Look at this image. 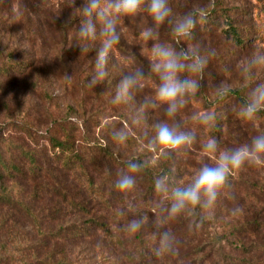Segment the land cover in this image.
<instances>
[{"label":"trees","instance_id":"obj_1","mask_svg":"<svg viewBox=\"0 0 264 264\" xmlns=\"http://www.w3.org/2000/svg\"><path fill=\"white\" fill-rule=\"evenodd\" d=\"M40 1L44 2L0 0V93L4 94L10 86L14 88L18 83H43L41 72L48 52L54 54V62L63 73L71 76L69 80L64 75L63 82L71 83L73 93L79 96L76 98L79 108L87 104L86 99L104 104L106 80L95 88L87 86L94 75L95 58L92 49L82 54L77 46L83 43L78 36L81 20L78 11L70 8L68 10L74 11L61 13L53 10L54 6L46 7L49 15H44V19H54V24L48 22L44 33L50 34L51 38L56 35L57 40L46 46V39L43 38L41 49L31 42L32 62L16 52L17 39L12 26L15 5L20 10L32 5L44 7ZM84 2L77 0L75 7H81ZM214 8L207 11L206 16L214 17L218 22L216 14H219L225 21V15ZM226 21L222 32L237 44H243L238 29L231 25L230 19ZM123 42L125 40L120 35L116 46L122 54ZM87 43L91 48V42ZM49 47L52 51H47L43 57L41 50L44 52ZM129 47H132L130 50L136 65L150 75L149 59L138 53L134 45ZM108 94L113 98L115 90ZM154 97L155 92L149 99ZM189 97L195 98L197 103L203 102L205 113L210 112L211 107L216 114L213 125L204 127L205 134L220 143L222 138L233 132L235 126L231 124V112L225 110L223 115L221 111L228 103L226 98L217 95L211 101L212 105H207L201 87ZM238 98L243 105L247 101V97ZM162 108L165 109V106ZM114 112L111 123L102 125L101 135L93 138L80 135L79 125L71 119L76 113L71 108L64 116L52 119L45 141H39L28 122L13 120L15 125L27 128L26 134L31 142L23 141L18 150L8 149L11 145L7 144L4 150L1 147L4 141H0V264H76L71 259L70 247L80 249L83 246L96 250L112 248L128 261L126 264H264V214L262 220V214L255 213L250 220L240 223L225 216L220 223L218 219H213L208 225V219H202L197 209L195 216L181 215L157 228V217L166 213L156 207L162 197L155 191L154 182L156 176L170 174L173 168L180 173L181 165L177 158L172 156L165 160L160 172H154V165L147 160L148 166L136 174L134 190L122 193L115 188L118 174L126 169L128 160L145 159L137 150L126 146L136 140L131 134L123 145L114 143L117 147H112L110 143H105V140H111L113 129L123 128V123L128 120L121 111ZM180 113H183L182 109L175 119L182 121L185 127L188 117ZM257 116L262 119L264 111ZM166 119V116L156 115L154 122ZM143 131L139 129L136 135L148 141ZM153 134L150 126L148 136ZM244 135L249 143L252 137L247 133ZM183 166L184 175L180 173V177L184 178L180 179L187 183L193 177L191 173L197 171L194 172L188 160ZM255 196L253 200L262 198ZM234 197L239 208L250 212L252 207L264 213L263 206L260 207L258 202L250 205L252 199L247 195L236 192ZM129 204L133 205L131 209ZM121 210L124 211L123 216L120 215ZM140 217H147L141 231L129 233L124 230L131 219ZM165 230L174 237V251L164 252L158 257L154 248L158 244L159 232Z\"/></svg>","mask_w":264,"mask_h":264},{"label":"rangeland","instance_id":"obj_2","mask_svg":"<svg viewBox=\"0 0 264 264\" xmlns=\"http://www.w3.org/2000/svg\"><path fill=\"white\" fill-rule=\"evenodd\" d=\"M44 2L40 1L44 7L32 5L20 10L15 5L14 8L15 14H13L12 26L14 28L13 33L17 39L16 52L28 62H32L31 42H34L36 47L41 49V40L43 38L46 39V46L50 45L55 39L57 40L56 35L51 38L49 37L50 34L44 33V29L48 26L47 23L54 22V19L52 21L51 18L50 21L44 19V15H49L46 13L48 11L46 7L54 6L53 10H58L61 13L74 11L68 10L70 9L67 6L68 0H44ZM169 4L176 17L190 11H196L197 14L202 12L203 15L199 16V22L193 32L192 39H182L180 44H177L169 26L165 24L157 29L159 42L167 43L177 48V50L180 47L186 48L194 44H198L202 51L214 50L215 54L209 57L204 69V78L201 81V93L204 98L206 97L205 102L207 105H212L211 101L218 95L217 89L220 85L225 84L231 87L229 95L224 97L228 103L221 111L223 115L225 110L231 112V124L235 126V129L233 128V132L230 135H226L220 140V148L231 149L248 143L244 133H247L250 137L264 133V117L261 119L256 116L254 120L248 121L238 115L239 108L243 106L238 97H247L251 88H254L259 83H264V67H258L250 71L245 70L247 60L254 52L258 50L264 52V0H169ZM213 7L217 8L221 15H225V21L220 18L219 14H216L218 22L214 17L206 16L207 11ZM227 19H230L232 21L231 25L238 29L243 44H237L232 37L222 32L224 27L222 25L227 24ZM148 27L155 26L146 12H140L135 16H126L120 19L117 30L125 40L123 42L124 48L122 49L124 54L120 52L121 49L118 46L114 45L108 64L109 75L105 79L106 94L104 95V104L92 99H86L87 104L79 108L76 103V98H79V96L77 93H73L71 83L63 82L65 74L62 68L54 62V54L47 52L52 51L51 47L44 50V52L41 50L43 57L47 52L45 67L41 72L43 83H18V86L14 88L10 86L4 94H1L2 91H0V141H4L1 147L5 150L4 147L9 144L11 148L8 149L18 150V146H21L23 141L31 142V138L26 134L27 128L24 125H15L13 120L21 121V123L28 122L31 124L32 131L36 134L39 141H45L49 135L52 119L64 116L67 109L71 108L76 112L71 119L79 125L78 132L80 135L93 138L95 135H101L102 125L111 123L116 113L114 111L117 110L127 116L128 120L123 123V128L127 126L130 134L136 139L133 144H126V146L137 150L142 159L150 160L155 167L154 172H160L165 159L161 158L158 152H153L147 147L148 144L146 142L148 141L136 135L139 129H144V126L136 127L132 125L129 118L130 114L141 106L145 98H149L155 92L158 78L155 74H146L145 79L142 81V89L135 93L133 102L128 105H113L111 103L112 97L108 94L116 90V85L124 75L137 69V61L134 59L132 50H130L132 47H129V45L137 47V52L145 56V58L147 57L150 61L152 42L145 41L142 37V32ZM99 46L100 38L98 37L96 41L91 42L94 58ZM138 68L142 67L138 66ZM202 103H197L195 98L188 97V103L182 109L183 113L188 117V125L185 127L188 130L195 131L197 140L187 151L186 155L177 157L173 154V157L180 162L181 168L179 171L181 175H184L183 169L185 168L183 165L187 160L190 163V167L195 170L194 172L198 171L206 163H213L211 157L202 151V145L210 138L205 134V126L192 119L193 116L205 113L202 110ZM104 109L106 111H103ZM209 109L211 110L210 112L214 111L211 107ZM153 111L154 114L152 113ZM144 115L149 127L155 124L156 115L162 118L166 116L162 106L156 109L148 108L145 110ZM241 132L243 133L242 135H240ZM222 141L227 143L223 144ZM105 143H110L112 147H117L112 140H105ZM180 173L176 171L174 176L178 182H184L180 179L184 178V176L180 177ZM194 174L191 173V175ZM235 191L242 195H247L249 199H252L255 195L262 197L259 198L260 200L252 199L250 205L258 202L257 204L260 207L263 206L264 211V168L246 166L244 170L230 178V186L220 197L212 213L207 216L208 225L212 224L213 219H218L220 223L225 216L237 223L250 220L255 213L257 215L262 214L260 219H263L264 213H262L261 209H253L251 207V211L247 212L239 208L234 197ZM252 191L255 193L253 194ZM235 209L240 211L233 215V210ZM226 251L229 252L228 249ZM237 253H240V251L237 250ZM70 256L76 264H126L128 262L123 259L120 253L108 247L100 250L85 246L80 249L70 247Z\"/></svg>","mask_w":264,"mask_h":264},{"label":"clouds","instance_id":"obj_3","mask_svg":"<svg viewBox=\"0 0 264 264\" xmlns=\"http://www.w3.org/2000/svg\"><path fill=\"white\" fill-rule=\"evenodd\" d=\"M76 0H68L67 6L79 12L81 16L78 36L83 42L77 45L82 54L88 53L89 43L100 38V46L97 47L94 59V75L88 81L89 88H95L102 84L109 75L108 64L110 53L114 45L120 41L117 30L122 17L135 16L140 12H146L152 19L155 27H148L142 32L145 41H151L149 73L155 74L158 84L154 99L145 98L138 109L130 114L132 125L144 126L143 135L148 138L147 147L158 152L165 160L173 154L182 157L196 143L197 136L194 130L184 127L182 121L176 120L177 113L188 103V97L194 94L200 87L204 78V69L213 51H202L198 44L189 47L177 48L163 42H159V26L167 24L176 43L182 39H192L193 32L199 22L196 11H190L182 16H174L169 0H85L81 7H75ZM264 67V52L256 51L247 60L246 71ZM146 73L142 68L124 75L116 85L115 95L111 103L113 105H128L133 102L134 95L143 87L142 81ZM66 79L71 76L65 74ZM231 92L229 85L222 84L217 89L220 97H226ZM165 106V115L168 119L151 125L154 133L148 136L149 126L145 118V110L156 109ZM264 111V83L251 88L247 95L246 103L239 108L238 115L245 120L252 121L257 114ZM201 125L211 127L216 120L213 112L202 113L193 116ZM169 120L172 122L169 123ZM130 130L127 126L113 129L111 140L116 145H123L129 138ZM202 151L209 155L212 164H204L187 183L178 182L174 176L173 168L170 174L158 176L154 182V188L162 197L156 205L162 213L157 217L155 224L162 228L169 220L181 215L192 217L199 215L207 218L215 209L218 200L230 186V178L242 171L245 167L264 168V134L252 137L249 143L242 144L231 149H221L215 138H209L203 145ZM147 160L130 159L126 163V169L118 174L115 188L122 193H128L135 189L136 174L148 166ZM129 209L133 207L128 205ZM240 210H233L236 215ZM120 215H124L121 210ZM147 223V217L131 219L124 230L129 233L141 231ZM158 244L154 248L156 256L164 252H173L174 237L168 231H160ZM155 239V237H154Z\"/></svg>","mask_w":264,"mask_h":264}]
</instances>
